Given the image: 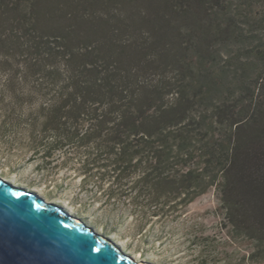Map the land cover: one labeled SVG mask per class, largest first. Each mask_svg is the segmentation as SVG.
<instances>
[{
  "label": "trees",
  "instance_id": "obj_1",
  "mask_svg": "<svg viewBox=\"0 0 264 264\" xmlns=\"http://www.w3.org/2000/svg\"><path fill=\"white\" fill-rule=\"evenodd\" d=\"M0 122L155 216L217 187L264 255V0H0Z\"/></svg>",
  "mask_w": 264,
  "mask_h": 264
},
{
  "label": "rangeland",
  "instance_id": "obj_2",
  "mask_svg": "<svg viewBox=\"0 0 264 264\" xmlns=\"http://www.w3.org/2000/svg\"><path fill=\"white\" fill-rule=\"evenodd\" d=\"M34 144L20 129L0 122V177L63 207L135 263L264 264L255 241L232 230L217 187L155 216L154 209L124 199L106 200L108 182H83L77 168L65 164L63 152L41 168L42 152L34 153Z\"/></svg>",
  "mask_w": 264,
  "mask_h": 264
},
{
  "label": "water",
  "instance_id": "obj_3",
  "mask_svg": "<svg viewBox=\"0 0 264 264\" xmlns=\"http://www.w3.org/2000/svg\"><path fill=\"white\" fill-rule=\"evenodd\" d=\"M134 261L63 207L0 177V264H137Z\"/></svg>",
  "mask_w": 264,
  "mask_h": 264
},
{
  "label": "bare ground",
  "instance_id": "obj_4",
  "mask_svg": "<svg viewBox=\"0 0 264 264\" xmlns=\"http://www.w3.org/2000/svg\"><path fill=\"white\" fill-rule=\"evenodd\" d=\"M81 222V221H80ZM140 264H148V263H140Z\"/></svg>",
  "mask_w": 264,
  "mask_h": 264
}]
</instances>
